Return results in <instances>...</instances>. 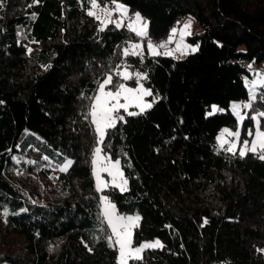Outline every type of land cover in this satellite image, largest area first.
<instances>
[{
	"label": "trees",
	"instance_id": "1",
	"mask_svg": "<svg viewBox=\"0 0 264 264\" xmlns=\"http://www.w3.org/2000/svg\"><path fill=\"white\" fill-rule=\"evenodd\" d=\"M116 1L145 17L149 35L194 17L202 31L187 40L198 50L154 56L144 45L142 56H125L139 36L114 23L99 31L82 0H4L0 261L117 264L95 186L97 134L88 113L99 82L111 74L112 87L121 84L117 73L128 67L146 73L153 106L124 113L107 130L103 149L121 160L129 188L104 192L120 213L140 216L135 244L163 242L131 264H264L262 150L241 157L240 147L218 149L223 129L240 126L230 105L250 100V66L264 61V0ZM255 97L244 109L242 142L253 139L254 117L264 112V88ZM213 104L221 111L208 115Z\"/></svg>",
	"mask_w": 264,
	"mask_h": 264
},
{
	"label": "snow or ice",
	"instance_id": "2",
	"mask_svg": "<svg viewBox=\"0 0 264 264\" xmlns=\"http://www.w3.org/2000/svg\"><path fill=\"white\" fill-rule=\"evenodd\" d=\"M114 4V10L120 13L122 16L127 15V9L124 5L116 3V0H112ZM4 6V0H0V9ZM99 8V4L97 0H91V9L88 11V15L94 17L96 20L101 21L104 27H107L109 23H114L115 27L119 28L122 26L121 22L112 21L110 19L112 15V11L109 10L107 7L100 9L101 13L106 19L102 20L100 14H98L95 9ZM141 17L139 14H136L135 17V25H139V27L135 25H129V28L136 33L137 36L143 38L147 35V24L146 22L141 24ZM191 26V20L187 24L184 25V29H188ZM103 27L101 31H103ZM176 33V29H173V36ZM185 32L182 30L181 35L183 36ZM190 34V33H188ZM172 37H169V42L171 41ZM166 43H162L159 46L153 45L149 42L148 50L151 55H160L161 53L157 51V48H164L166 47ZM192 51H196V49H192ZM143 50L140 44H133L130 48H126L124 50V55H136L142 56ZM165 55H171V52L163 53ZM123 77L124 80H128L131 78V75L125 70L124 72L117 73ZM136 78L139 81L140 79H146V76H142L141 74L137 73ZM113 82L112 76L109 75L105 78L102 82L98 84V94L94 97V102L90 105L91 111L88 115L91 117V123L95 126L94 131L97 134V144L103 145L105 136L107 135V130L110 128L115 127L117 120H123L124 117L118 115L120 109H124L127 112L129 104L127 103L129 100L137 101L136 106L140 108V112L145 111L147 108H151V103L143 102L142 98L144 96H151V90L144 89L142 84H139L137 88H127L123 83L116 85L115 92L111 90H107V86L111 85ZM247 83V81H246ZM257 87L264 88V78L257 79L251 82V89L250 91V100L248 103L244 104L243 106L240 104H233L232 111L238 117V119L242 122L244 120V116L241 115V107L250 108L252 106L251 101L254 100L255 97V89ZM123 98L125 103H120V99ZM112 101H115L112 103ZM219 109L216 106H213L212 112L209 115H212ZM138 113L135 112H128V115H137ZM259 116L264 117V112L258 114ZM227 134L229 136L235 137L237 140L240 139V132H230L229 130L225 129L224 132L218 137L220 142L221 148L227 143L224 139V135ZM249 135H253L251 131L248 133ZM256 139L249 144V141L244 140L243 147L239 151V155L241 157L245 156L248 152L257 153L258 148L262 150L258 156L259 159H264V131H257L255 133ZM103 149L100 146L95 147L94 149V159L92 160V164L95 165L94 174L96 177V189L97 191H103L104 188L109 187V184L103 181L100 176V173L108 172L109 175L112 176V187H117L121 192L127 191V180L123 179V173L120 171L119 168V161L108 163L106 166H101V153ZM228 152H232L235 154L236 151V144L232 143L230 147L226 149ZM44 159H47L45 157ZM72 161H68L64 167H62L61 171H67L68 167L71 166ZM120 178V182H117V178ZM101 200V217L102 220H106L107 224L111 228V235L108 237V241L110 246L115 247L118 251V264H129V260H139L141 259V253L144 249L148 248H158L163 247L160 241H155L154 243H144L140 246L135 248L132 247V232L131 229L136 225L139 220V217H131V216H121L118 215L116 212V207L109 201L107 196H103L100 198ZM207 223V221H205ZM115 237L114 243L112 242V237Z\"/></svg>",
	"mask_w": 264,
	"mask_h": 264
},
{
	"label": "rangeland",
	"instance_id": "3",
	"mask_svg": "<svg viewBox=\"0 0 264 264\" xmlns=\"http://www.w3.org/2000/svg\"><path fill=\"white\" fill-rule=\"evenodd\" d=\"M97 3L99 4V8H97V9H95L94 11H96L98 14H100L101 15V17H102V20L103 19H106L104 16H103V14L101 13V11H100V9H103V8H105V7H107L109 10H111L112 11V15H111V17H110V19L112 20V21H118V22H121V24H122V26H126L127 28H129V25H135V17H136V14H139V16L141 17V24H143V23H145L146 22V24H147V29H146V31L148 30V22H147V20L145 19V17L141 14V13H139L138 11H136V12H133V13H131L130 12V8L127 6V5H125L124 3H122V2H119V1H116V3H119V4H122V5H124L125 6V8L127 9V15L126 16H122L120 13H118V12H116L115 10H114V4L112 3V4H108V5H103V4H101L98 0H97ZM82 4H86L87 6H86V10H87V12L89 11V10H93V9H91V0H82ZM189 20H191V26L188 28V29H184V25L185 24H187L188 22H189ZM95 21H96V23H97V27H98V30L99 31H101V28L103 27V29L104 28H106V27H104V25L101 23V21H98V20H96L95 19ZM109 24H111V23H109ZM108 24V25H109ZM182 24V27H181V31L183 30L184 32H185V34L182 36L181 35V32H178L176 35H174L173 36V38H172V40H173V45H172V47L170 48L169 47V45H168V47L167 48H165L162 52H164V53H166V52H171L172 54V56H176V55H181V56H183V55H186V54H190V53H194V52H196L197 50H198V48H199V45L197 44V43H190L187 39H186V35H192L196 30H197V28H199V29H202V27L199 25V27H198V23H197V21L195 20V18L194 17H192V16H186L185 18H183V22L181 23ZM135 26H137V27H139V25H135ZM188 33H190V34H188ZM146 37V36H145ZM140 39H139V41L137 42V43H132L131 45H133V44H140L141 45V48H142V50L144 49L143 47H144V43L142 42V39L144 38H141V37H139ZM131 45H130V47H131ZM148 46V45H147ZM129 47V48H130ZM192 49H196V51H192ZM158 51V50H157ZM254 67H253V65H251L250 66V69H251V72H253V77L250 79V83L252 82V81H255V80H257V79H260V78H264V73H261V72H258V71H256L255 69H253ZM125 70H127V72L131 75V78L130 79H128V80H124L123 79V81H122V83L127 87V88H132V89H135V88H137L138 87V85L139 84H142L143 85V88L144 89H148V90H151V88H149V87H147L146 85H144L143 84V82L141 81V79L139 80V82L137 83V84H132V83H130L129 81L130 80H132V79H135V80H137V78H136V74L137 73H139V74H141L142 76H146V73L145 72H143V71H141V70H138V69H131V68H128V67H123L122 69H120V73L121 72H124ZM109 75H111V74H109ZM108 75V76H109ZM108 76H106L105 78H107ZM112 76V75H111ZM122 77V76H121ZM104 78V79H105ZM123 78V77H122ZM103 79V80H104ZM103 80H101L100 82H102ZM99 82V83H100ZM261 87H257L256 89H255V95H256V93H257V91L260 89ZM107 90H111V91H113V92H115V90H116V86L115 87H112V84L111 85H109V86H107V88H106V91ZM250 91H252V89L250 88ZM151 92H152V90H151ZM98 94V88H97V91H96V93H95V95L93 96V98H92V103L94 102V97L96 96ZM151 96H144L143 98H142V100H143V102H146V103H151L152 104V106H153V100L150 98ZM115 101H112V103H114ZM249 101H247V103H248ZM91 103V104H92ZM120 103H125V100L123 99V98H121L120 99ZM128 104H129V106H128V109H127V112L124 110V109H120V111H119V113H118V115H121V116H124V113H128V112H135V113H142V112H140V108L139 107H137L136 106V103H137V101H134V100H129L128 102H127ZM233 104H240V105H242V101L240 100V101H233L232 103H231V105H230V108L232 109V105ZM213 106H216V108L217 109H219V107L216 105V104H213L212 105V108H213ZM212 108L210 109V110H208L207 111V114L209 115V113L210 112H212ZM148 109H150V108H147V109H145V111L146 110H148ZM90 111H91V108H90ZM145 111H143V112H145ZM219 111H221L220 109H219ZM219 111H216L215 113H217V112H219ZM241 115H243L244 117H245V115H246V111L243 109V107H241ZM215 113H213V114H215ZM235 114V113H234ZM245 119V118H244ZM254 119H255V128H254V132H253V139L251 140V141H249V139L247 140V141H249V144L251 145V143L256 139V136H255V133L257 132V131H264L261 127H260V123H261V120H260V117L258 116V115H256L255 117H254ZM239 120V119H238ZM244 121V120H243ZM243 121L241 122L240 120H239V124H240V126H239V128L238 129H232V128H224L223 129V131L221 132V134L224 132V130L225 129H227V130H229L230 132H236V131H239L240 132V139L239 140H237L235 137H232V136H229V135H227V134H225L224 135V139L227 141V143L224 145V149H227L228 147H230L231 146V144L232 143H235L236 144V149H238L239 147H240V149L243 147V143H242V138H241V125H242V123H243ZM118 122V120L116 121V123ZM94 126V125H93ZM94 128H95V126H94ZM220 134V135H221ZM219 135V136H220ZM107 136V135H106ZM106 136H105V138H106ZM218 136V137H219ZM218 144H219V146H220V142H219V140H218ZM97 146H100V147H102V149H103V145H96V147ZM221 147V146H220ZM258 151H261L259 148H258ZM101 157H102V159H101V166H106L108 163H111V162H115V161H119V168H120V171H122V173H123V179L124 180H127V185H126V187H127V189L129 188V182H128V179H127V177H126V175H125V172H124V169H123V167H122V162H121V160L119 159V158H113V157H111V155L108 153V152H105L104 151V149H103V151H102V153H101ZM93 159H94V153H93ZM94 168H95V165H93V175H94V180H95V186H96V183H97V181H96V177H95V174H94ZM100 176H101V178L103 179V181H105L106 183H108L109 184V187H107V188H104L103 189V191H99L100 192V198L101 197H103V196H107L108 198H109V201L112 203V204H114V202L110 199V197L104 192V190L105 189H108V188H110V187H112L111 185H112V180H113V178H112V176L111 175H109V173L108 172H101L100 173ZM117 182L119 183L120 182V178L118 177L117 178ZM119 189V188H118ZM101 201V200H100ZM115 205V204H114ZM115 207H116V205H115ZM116 212H117V214L118 215H121V216H125V217H127V216H131V217H139V220H138V222L136 223V225L131 229V232H132V237H131V239H132V247L133 248H135V247H137V246H140V245H142V244H144V243H154L155 241H160V243L163 245V242H162V240L161 239H159V238H156V239H152V240H144V241H142L140 244H135L134 243V229H135V227L139 224V222H140V216L138 215V214H124V213H120L119 211H118V209L116 208ZM105 222H106V220H104ZM107 223V222H106ZM109 226V225H108ZM110 227V226H109ZM111 229V228H110ZM113 239H114V241H115V237L113 236ZM158 248H160V247H158ZM149 249H156V248H148V249H144L143 250V252L140 254L141 255V257H143L144 256V253H145V251L146 250H149ZM131 261L132 260H129V264H131ZM0 264H10L7 260H2V261H0ZM117 264H118V260H117Z\"/></svg>",
	"mask_w": 264,
	"mask_h": 264
},
{
	"label": "built area",
	"instance_id": "4",
	"mask_svg": "<svg viewBox=\"0 0 264 264\" xmlns=\"http://www.w3.org/2000/svg\"><path fill=\"white\" fill-rule=\"evenodd\" d=\"M183 18L185 17H179L177 18L170 26H169V29H168V32L164 35V36H156V35H149L147 34L146 37H144L142 39V42L145 44V45H148L149 42L153 45H156V46H159L160 44L162 43H166V47L164 48H157L158 52L160 53H163L162 51L168 47L171 48L172 45H173V40L171 39V41L169 42V37H172L173 38V29H176V33L175 35L178 33V32H181V27H182V22H183ZM176 56H180V55H176ZM242 66H245L244 63H241ZM253 69H255L256 71L258 72H261V73H264V61H261L260 63L258 64H255L253 65ZM248 87L251 88V83L249 82L248 83ZM247 103V100H242V106L244 104ZM244 108V107H243ZM246 109V108H244ZM218 149L219 150H224V148H221L220 146H218Z\"/></svg>",
	"mask_w": 264,
	"mask_h": 264
},
{
	"label": "crops",
	"instance_id": "5",
	"mask_svg": "<svg viewBox=\"0 0 264 264\" xmlns=\"http://www.w3.org/2000/svg\"><path fill=\"white\" fill-rule=\"evenodd\" d=\"M198 23V22H197ZM198 25V27H199V24H197ZM202 31V29H199V28H197V30L194 32V33H200ZM193 33V34H194ZM186 36H188V35H186ZM186 39H187V37H186Z\"/></svg>",
	"mask_w": 264,
	"mask_h": 264
}]
</instances>
